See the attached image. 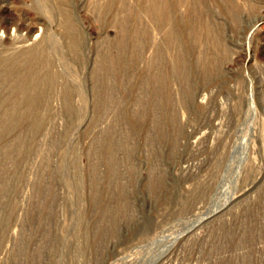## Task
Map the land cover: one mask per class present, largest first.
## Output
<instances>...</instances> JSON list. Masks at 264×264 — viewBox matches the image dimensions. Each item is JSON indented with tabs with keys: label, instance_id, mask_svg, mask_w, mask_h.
Masks as SVG:
<instances>
[{
	"label": "rangeland",
	"instance_id": "obj_1",
	"mask_svg": "<svg viewBox=\"0 0 264 264\" xmlns=\"http://www.w3.org/2000/svg\"><path fill=\"white\" fill-rule=\"evenodd\" d=\"M0 264H264V0H0Z\"/></svg>",
	"mask_w": 264,
	"mask_h": 264
}]
</instances>
